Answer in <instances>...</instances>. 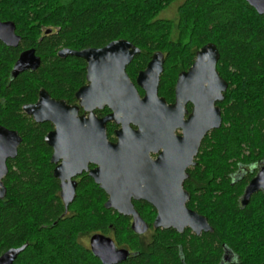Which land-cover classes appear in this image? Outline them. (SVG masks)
<instances>
[{
    "label": "trees",
    "instance_id": "1",
    "mask_svg": "<svg viewBox=\"0 0 264 264\" xmlns=\"http://www.w3.org/2000/svg\"><path fill=\"white\" fill-rule=\"evenodd\" d=\"M176 0H0V21L14 23L17 48L0 42V125L23 141L0 199V256L26 246L13 264H101L80 238L101 233L131 252L118 264H264V193L247 206L240 199L264 161V15L244 0H184L176 21L159 19ZM50 30L49 33L47 31ZM126 40L140 50L126 71H142L159 52L164 56L159 93L173 89L206 44L219 52L216 70L227 83L222 124L203 140L197 165L183 188L187 207L207 219L212 232L153 229L156 212L135 203L150 227L135 234L129 219L103 207L101 190L90 180L78 186L65 212L51 151L44 142L50 125H38L20 110L40 89L54 99L73 100L84 82L86 63L59 58L58 51L102 48ZM34 49L36 72L10 80L19 54ZM14 167L15 169H13Z\"/></svg>",
    "mask_w": 264,
    "mask_h": 264
},
{
    "label": "water",
    "instance_id": "2",
    "mask_svg": "<svg viewBox=\"0 0 264 264\" xmlns=\"http://www.w3.org/2000/svg\"><path fill=\"white\" fill-rule=\"evenodd\" d=\"M244 1L258 15H264V0ZM15 29L14 23L0 21V42L7 47L17 48L21 38ZM139 53L140 50L126 40L81 51L61 49L57 53L59 58L72 56L86 62L87 79L91 83L81 88L76 98L81 99L80 103L86 111H90L89 120L78 117L76 107L51 99L45 90L39 92L36 104L26 106L24 110L36 122L54 124L55 130L46 136L45 141L54 147L52 162L64 158L61 169L72 165V156L75 155L99 165L96 175H93L95 182L109 196L105 209L132 217L131 230L135 234L144 235L148 225L134 209L132 199L142 200L154 207L155 230L173 229L182 233L190 229L198 236L202 232L211 233L213 230L207 219L187 207L190 196L183 189V182L188 177L186 169L193 164L202 140L222 124L221 109L214 104L224 101L228 86L216 70L219 52L211 43L204 45L196 52L188 72L178 76L177 98L183 87L188 85V80L193 78L197 94L194 98H188L195 107L188 120L178 122L171 128L168 126L169 120L174 108L178 107L166 106L165 101L157 96L164 56L155 53L146 68L138 74L136 84L144 91L141 98L126 73V68ZM40 66L41 59L35 50H25L15 62L11 77L16 78L25 71H36ZM103 106L113 113L102 120H95L92 110ZM109 120L122 125L117 132L119 140L116 144L106 140L104 123ZM131 125L137 130H133ZM176 128L182 130V136H174ZM72 141L75 142L74 153L70 149ZM19 142L16 132L0 127V198L5 194L1 183L6 173L5 161L15 156ZM161 148L163 153L156 161H151L149 153H156ZM57 172L60 173V168L55 170V175ZM258 192L264 193V161L247 184L240 199L241 206H247L251 197ZM61 195L67 208L74 196L73 187L62 185ZM25 247L5 251L0 256V264H13ZM89 249L101 264H118L130 256L126 249H117L111 238L101 234L90 237Z\"/></svg>",
    "mask_w": 264,
    "mask_h": 264
},
{
    "label": "flooded vegetation",
    "instance_id": "3",
    "mask_svg": "<svg viewBox=\"0 0 264 264\" xmlns=\"http://www.w3.org/2000/svg\"><path fill=\"white\" fill-rule=\"evenodd\" d=\"M85 70H86V67H85ZM11 72H10V76H9V79L10 80H12ZM27 72L28 73H32V72H36V71H25L23 73H27ZM133 72L134 71H126L128 77H129V80L131 81L132 84H134V86H135V88H136L139 96L141 98H143L144 91L136 84V78H137L138 74L141 71H137V73L135 74V76H133ZM187 72L188 71H179L178 72V74L176 76V79L174 81V85H173L172 92L171 91H168V92L166 91L165 93H163L164 95L160 94L159 93V83H158V90H157V96H158V98L163 99L165 101V103H166V106H173V105L175 106L176 105L178 107V108H174V111L171 114V117H170V120H169L170 123L168 124L169 128H171L172 126L176 125L178 122L187 121L188 118H189V116L193 113V110L195 108L194 107V104L191 101H188V98H194L195 95L197 94V92L194 91V87H193L194 83L196 85V81H195L194 78L191 79V80H188V85H185L183 87V89H182L183 90L182 93L179 94L180 97L177 98V95H176V83H177L178 76L180 74L187 73ZM162 73H163V71H162ZM161 74H160V76H161ZM13 79H15V78H13ZM159 82H160V77H159ZM90 83H91V81H89L87 79V71H85V74H84V82L75 91V93L73 95V100L71 102L70 101H67L65 99H58L57 100V99L52 98L48 93L47 94L50 96L51 99H53L55 101H62V102H65V104L67 106L76 107L78 109V117H83L85 120H89L88 117H89L90 111H86L84 109V107L80 103L81 102V99L76 98V93L81 88L88 86ZM204 86L206 87L207 86V83H205ZM41 90H43V89H40L38 91V93H37V99H36L35 102L30 103V104H26V105H22L21 108H20V110H21V112L27 118H30L34 123H36L38 125H43V124L50 125V130L46 133V135L44 137V142L49 147V149L51 151L50 163L52 165V175H53L54 179H56L58 181V185H59V193H58V195H59L60 200H61V202H62L63 205H64V202H63L62 195H61L62 194V185L68 184L69 187L71 186L74 189V196H73L72 202L67 206V208L64 205L65 212H64L63 216H69L71 214V212H69V206L74 202V199L76 197V192H77L78 186H80L86 180H90L94 185H96L101 190L102 196H103V199H104L103 207L105 208L104 205L107 202L109 196L107 195V193L105 192V190L102 189L100 187V185L95 182V177L93 175V174L96 175L95 172H96V170L98 168H100L99 165H97L96 163L91 162V161H85L82 157L76 156L75 154H74L75 156H72V161H74L73 164L72 165H69V167L67 169H65V168L64 169H61L64 166V161H65L63 157L58 158L56 163L52 162V156L54 155V152H55L54 151V147L48 145V143L45 141V138H46V136L50 132H53L55 130L54 124H52L50 122H44V123L36 122V120L34 119V117L31 116V115H28L27 112H26V110H24V108L26 106L34 105V104H36L38 102L39 92ZM218 104L219 103L216 102L214 104V106L219 107ZM92 112L94 114V119L95 120H102V119L108 117L109 115H111L113 113L112 110H110L107 106H103L102 108H95V109L92 110ZM0 127L5 128L8 131L16 132L18 134L19 138H20V142H19V144L16 147V154H15V156L13 158H7L6 161H5L6 173L4 174V176L1 179V183H2V186H3L2 188L4 189L5 194L0 199H3V198H5L6 193H7L6 185H5V179L9 175V171H10V168H11L10 166L13 165L12 162L15 161V159H16V157L18 155V149H19V147H20V145H21V143L23 141V138L20 136L19 132L16 131V130L9 129V128L3 126V125H0ZM130 127L133 130H137V127H135L133 125H131ZM121 129H122V125L120 123H117L114 120L106 121L104 123V130H105V136H106L107 142H109L110 144H116L118 142V140H119V138L117 136V132L120 131ZM182 133L183 132H182V130L180 128H176L174 130V136H176V137L182 136ZM203 140H202V142H203ZM202 142H201V145H202ZM74 145H75V142L72 141L70 143V149L72 150L71 151L72 153H74V148H75ZM201 145H200V148H201ZM200 148L198 150L197 155L193 158V164L186 169V173L188 174V177L184 180V182L189 178V171L191 169L195 168L196 165H197V157L199 155ZM161 153H163V148L159 149L156 153H152V152L149 153L150 160L151 161H156L159 158V156H160ZM12 168L15 169L14 167H12ZM59 168H60V173L58 174V172H57V174L55 175V170L56 169H59ZM184 182H183V184H184ZM131 202L134 205V209L138 212V210L136 209L135 203H141V202H144V201H142V200L136 201V200H133L132 199ZM144 203H146V202H144ZM152 208L154 209V207H152ZM109 210H112V209H109ZM112 211H114L115 213H117L115 210H112ZM155 212H156V210H155ZM117 214L118 215H121L119 213H117ZM121 216L129 219V221H130V228H131L132 217H130V216H124V215H121ZM152 227H153V224H152ZM186 230H189L191 233H193L190 229H185L184 232ZM148 232H150V227L149 226H148V230H147V232L145 234H147ZM184 232H182V233H184ZM95 234H101V233H95ZM92 235H94V234H92ZM92 235H90V237ZM101 235H104V234H101ZM104 236L111 238L112 241L114 242L113 237H111L110 235H104ZM114 244L117 247V249H123V248H119L116 245L115 242H114ZM88 248H89V245H88ZM128 252H129V255H130L131 252L130 251H128ZM231 257H232L231 255L230 256L225 255L224 260L221 261L220 264H228L229 261H230V259H231Z\"/></svg>",
    "mask_w": 264,
    "mask_h": 264
},
{
    "label": "rangeland",
    "instance_id": "4",
    "mask_svg": "<svg viewBox=\"0 0 264 264\" xmlns=\"http://www.w3.org/2000/svg\"><path fill=\"white\" fill-rule=\"evenodd\" d=\"M183 1L184 0H176L168 8L161 11L158 15V18L165 19V20H171L175 22L177 19V8L183 3ZM89 238H90V235L80 238V243L88 247Z\"/></svg>",
    "mask_w": 264,
    "mask_h": 264
}]
</instances>
